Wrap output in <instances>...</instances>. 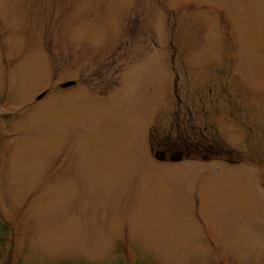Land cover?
Instances as JSON below:
<instances>
[{
	"label": "rangeland",
	"instance_id": "1",
	"mask_svg": "<svg viewBox=\"0 0 264 264\" xmlns=\"http://www.w3.org/2000/svg\"><path fill=\"white\" fill-rule=\"evenodd\" d=\"M0 241L264 264V0H0Z\"/></svg>",
	"mask_w": 264,
	"mask_h": 264
},
{
	"label": "water",
	"instance_id": "2",
	"mask_svg": "<svg viewBox=\"0 0 264 264\" xmlns=\"http://www.w3.org/2000/svg\"><path fill=\"white\" fill-rule=\"evenodd\" d=\"M71 84H73V81H66V82L62 83L61 86H62V87H66V86H69V85H71ZM42 95H43V93L39 94L37 97L39 98V97H41Z\"/></svg>",
	"mask_w": 264,
	"mask_h": 264
},
{
	"label": "trees",
	"instance_id": "3",
	"mask_svg": "<svg viewBox=\"0 0 264 264\" xmlns=\"http://www.w3.org/2000/svg\"><path fill=\"white\" fill-rule=\"evenodd\" d=\"M2 225H3V224H2ZM2 227H4V228H3V231H2V232L4 233V232L6 231V227H5V225H3ZM3 233H2V234H3ZM1 245H2V244H1V241H0V246H1Z\"/></svg>",
	"mask_w": 264,
	"mask_h": 264
}]
</instances>
